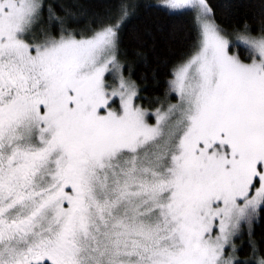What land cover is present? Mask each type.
Masks as SVG:
<instances>
[{"label": "snow or ice", "instance_id": "obj_1", "mask_svg": "<svg viewBox=\"0 0 264 264\" xmlns=\"http://www.w3.org/2000/svg\"><path fill=\"white\" fill-rule=\"evenodd\" d=\"M152 8L190 23L149 88ZM261 227L264 0H0V264H264Z\"/></svg>", "mask_w": 264, "mask_h": 264}, {"label": "trees", "instance_id": "obj_2", "mask_svg": "<svg viewBox=\"0 0 264 264\" xmlns=\"http://www.w3.org/2000/svg\"><path fill=\"white\" fill-rule=\"evenodd\" d=\"M214 2L219 3L221 0H214ZM236 2L247 3L248 0H236ZM247 11L246 8L240 9V15L243 16ZM240 22L243 23V20ZM134 23L142 30L147 29L151 32V36L145 37L146 48H151L152 45H155V53L149 52L148 67L145 68L140 65L137 68V77L141 72L149 76L150 88L151 71L157 69L159 72H163V68L158 67L159 61L156 57L162 59L168 55L169 51H176L185 43L187 27L190 21L187 16L169 15L163 10L152 8L141 10L140 16ZM237 50L242 57L245 55L243 47L240 46ZM160 78L163 81L162 75ZM261 235H264V227L257 228V238L259 239Z\"/></svg>", "mask_w": 264, "mask_h": 264}, {"label": "rangeland", "instance_id": "obj_3", "mask_svg": "<svg viewBox=\"0 0 264 264\" xmlns=\"http://www.w3.org/2000/svg\"><path fill=\"white\" fill-rule=\"evenodd\" d=\"M241 47H243V46H241ZM244 48V47H243ZM241 55V54H240ZM239 243V242H238Z\"/></svg>", "mask_w": 264, "mask_h": 264}]
</instances>
